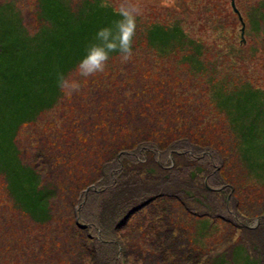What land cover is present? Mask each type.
Segmentation results:
<instances>
[{
    "label": "rangeland",
    "instance_id": "obj_1",
    "mask_svg": "<svg viewBox=\"0 0 264 264\" xmlns=\"http://www.w3.org/2000/svg\"><path fill=\"white\" fill-rule=\"evenodd\" d=\"M55 1L0 0V264H264V0H140L131 61L15 141L9 92L67 15Z\"/></svg>",
    "mask_w": 264,
    "mask_h": 264
},
{
    "label": "trees",
    "instance_id": "obj_2",
    "mask_svg": "<svg viewBox=\"0 0 264 264\" xmlns=\"http://www.w3.org/2000/svg\"><path fill=\"white\" fill-rule=\"evenodd\" d=\"M43 2L45 5H48L49 3L51 4L56 1L43 0ZM62 3L63 4L61 5L60 10L63 12L67 11V15H64L65 18L63 19L59 16L61 13H57L56 16H52L55 23L52 28V32L56 33L51 37H47V39H50L51 44L48 43L45 45L44 42H47L45 39H41L40 42H37L38 48H42L44 44L43 59L35 56L32 60V55L29 52H24L25 63H28L24 69L25 78H21L20 81H17L13 87L14 90L9 92V96H15L17 99L25 98L26 101H11L8 103L6 99H3V102L6 104L8 103L12 109V115H9L10 119L11 117L15 120L20 118L17 126H14V128L17 129L15 141L20 126L26 122H22V116L26 114L29 115L27 122H32L35 120L38 112H43V110L52 108L56 105V101L62 98L64 93L57 86V72H63L67 75L70 71H72L85 56L89 45L96 41V34L98 30L105 26H111L116 19L111 9H104L99 6L100 0H86L84 5L77 10L73 7L69 0H63ZM68 19H73V21H68ZM152 27L153 33L151 39L156 40L158 43L163 42L161 45L166 46V42H169L172 39L169 36L168 31L164 30L161 26L155 25V27ZM38 36L39 34H36L34 38L36 39ZM114 55L117 54H113V56ZM36 57L37 63L32 66L30 61H35ZM137 136H139V133ZM146 140L151 142V137H147ZM168 145L170 144L168 143ZM175 147L176 146L172 145L169 149ZM142 148L146 150L148 149L150 152L153 150L158 152V150L163 149V146L141 145L140 150ZM112 170H115V168H112ZM31 171L33 172L36 180L39 178L41 180L43 178L36 170L31 169ZM111 173H113V171ZM21 181L22 176L21 180L15 179L14 183L20 184ZM43 189L47 192H43ZM43 189L41 188L40 192L42 194H45L46 192V197H48L49 194L54 193V190L52 191L47 188ZM14 190L18 191L17 193L20 195L21 192H19L18 184H16V188H14ZM34 212H31V214L33 215ZM82 213L81 216L84 218ZM49 214V208H45V217H49ZM100 228H102L101 224L98 226V229ZM99 239L103 240V242L110 243V241L107 239L104 240L102 237ZM213 264H218V262L213 260Z\"/></svg>",
    "mask_w": 264,
    "mask_h": 264
},
{
    "label": "clouds",
    "instance_id": "obj_3",
    "mask_svg": "<svg viewBox=\"0 0 264 264\" xmlns=\"http://www.w3.org/2000/svg\"><path fill=\"white\" fill-rule=\"evenodd\" d=\"M101 8L111 9L116 19L111 26L98 30L96 41L91 43L85 56L76 68V74L83 79L73 78L57 72V86L67 98L81 92L87 81L106 72L113 54H118L121 63H128L134 55V44L138 37V20L143 15L140 0H100Z\"/></svg>",
    "mask_w": 264,
    "mask_h": 264
},
{
    "label": "bare ground",
    "instance_id": "obj_4",
    "mask_svg": "<svg viewBox=\"0 0 264 264\" xmlns=\"http://www.w3.org/2000/svg\"><path fill=\"white\" fill-rule=\"evenodd\" d=\"M81 214V213H80ZM239 247H241V248H243V249H245L242 245L240 246V245H238ZM244 246L245 247H247V248H249L247 245H245V243H244ZM250 249V248H249ZM251 250V249H250ZM224 259L226 260V258H223V255H220V259H219V261H218V264H223V261H224ZM230 262H232V264H239V263H237L236 261H235V259L234 258H231L230 259V261L229 262H227L226 264H230Z\"/></svg>",
    "mask_w": 264,
    "mask_h": 264
},
{
    "label": "water",
    "instance_id": "obj_5",
    "mask_svg": "<svg viewBox=\"0 0 264 264\" xmlns=\"http://www.w3.org/2000/svg\"><path fill=\"white\" fill-rule=\"evenodd\" d=\"M76 220H77V222H78V224H79V216L76 217ZM258 220H259V219H258ZM79 225L82 226V227L85 226L84 224H79Z\"/></svg>",
    "mask_w": 264,
    "mask_h": 264
}]
</instances>
